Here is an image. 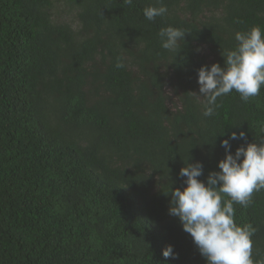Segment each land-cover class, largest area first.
Segmentation results:
<instances>
[{"label":"trees","instance_id":"obj_1","mask_svg":"<svg viewBox=\"0 0 264 264\" xmlns=\"http://www.w3.org/2000/svg\"><path fill=\"white\" fill-rule=\"evenodd\" d=\"M162 4L149 21L158 0H0V264H207L170 193L188 163L206 184L264 139V87L219 97L209 117L198 84L237 32L264 34V0ZM169 26L186 33L176 51L158 36ZM234 207L264 260V190Z\"/></svg>","mask_w":264,"mask_h":264},{"label":"clouds","instance_id":"obj_2","mask_svg":"<svg viewBox=\"0 0 264 264\" xmlns=\"http://www.w3.org/2000/svg\"><path fill=\"white\" fill-rule=\"evenodd\" d=\"M146 7L143 9L149 21L166 14L167 8ZM127 5L132 0H124ZM185 32L171 26L161 28L158 36L162 48L176 51L178 41L184 39ZM238 42L233 50H226L224 67L218 63L202 66L198 70L200 95L206 98L205 116H213L220 105L219 97L236 91L245 102L260 95L264 87V34L259 26L253 25L245 32H237ZM124 65L117 61L116 67ZM193 95L196 93L191 92ZM264 131V128L261 129ZM240 138L245 133L240 132ZM237 139V134H231ZM222 146L229 149V141ZM219 171L210 172L207 183L198 177L202 175V164H187L179 175L186 177V187L171 191L169 214L178 217L183 231L188 233L207 264H264V260L253 259V240L257 229L252 224L239 225L235 221V207H247L256 192L264 190V139L258 143H247L237 148L235 154L227 152L218 163ZM165 258L173 256L172 246L163 250Z\"/></svg>","mask_w":264,"mask_h":264},{"label":"rangeland","instance_id":"obj_3","mask_svg":"<svg viewBox=\"0 0 264 264\" xmlns=\"http://www.w3.org/2000/svg\"><path fill=\"white\" fill-rule=\"evenodd\" d=\"M58 9H60V8H58ZM204 51V50H203ZM206 52H204V54H205Z\"/></svg>","mask_w":264,"mask_h":264}]
</instances>
